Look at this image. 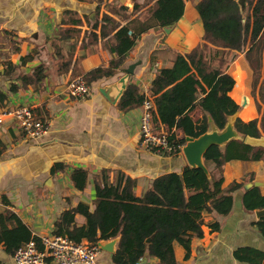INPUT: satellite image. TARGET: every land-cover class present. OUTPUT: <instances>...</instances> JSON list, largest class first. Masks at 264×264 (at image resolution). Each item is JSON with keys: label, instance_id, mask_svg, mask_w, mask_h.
<instances>
[{"label": "crops", "instance_id": "crops-1", "mask_svg": "<svg viewBox=\"0 0 264 264\" xmlns=\"http://www.w3.org/2000/svg\"><path fill=\"white\" fill-rule=\"evenodd\" d=\"M201 1H186L184 15L170 27V33H166L165 27L141 36L116 75L91 82L90 94L76 100L68 96L69 82L77 76L109 68L118 57L108 49L116 32L134 19L143 18L155 1L149 0L148 6L137 11L135 0H0V107H32L36 117L49 125L43 137L33 140L16 121L6 120L0 137V214L14 212L33 236L41 240L54 235V224L65 211L86 204L94 212L95 180H101L103 173L113 185L121 177L133 179L134 193L141 198L155 179L171 173L182 174L190 167L183 152L185 146L176 153L146 148L139 135L142 106L122 111L118 107L120 99L113 104L102 89H108L113 96L121 87L124 69L137 65L127 88L132 85L153 100L152 84L157 70L171 68L176 55H188L200 46L212 52L211 45L205 47V31L196 8ZM105 17L113 22H104ZM229 55H219L214 61H225L215 67H222L235 80L230 97L240 106L238 119L245 123L260 119L241 56L232 58L233 54L229 58ZM41 65L45 67L44 81L10 92L12 85H20L21 77L33 75ZM193 115L202 116L198 110ZM156 128L165 131L162 125ZM58 164L65 169L53 174L52 169ZM206 168L211 177L214 165ZM76 169L88 173L82 191L71 181ZM249 174L253 180L245 185L262 183L264 196V160L227 163L223 189L234 182L242 183ZM243 194V190L233 194V208L228 216L204 215V237L192 240L188 258L185 249L179 243L174 244L178 264H245L234 257L238 249L249 247L264 252V237L254 225L259 221L257 210L244 209ZM75 221L79 226L86 224L82 216H76ZM214 223L220 224L218 232L211 231ZM110 241H116L117 251L120 236L106 242ZM113 255L101 250L98 263L114 264ZM158 262L147 252L140 264ZM0 264H15L3 245ZM46 264L57 263L49 260Z\"/></svg>", "mask_w": 264, "mask_h": 264}, {"label": "trees", "instance_id": "trees-1", "mask_svg": "<svg viewBox=\"0 0 264 264\" xmlns=\"http://www.w3.org/2000/svg\"><path fill=\"white\" fill-rule=\"evenodd\" d=\"M141 1L146 2L140 4ZM148 1L135 0L134 9L138 11L148 6ZM150 1H155V4L143 18H136L119 29L113 37L114 43L108 45L117 59L107 69L88 73L84 77L88 83L103 76L116 75L141 36L178 23L189 0ZM196 8L205 31V47L207 49L211 45L215 49H211L212 56H206L203 46L188 55L178 54L171 68L157 70L152 84L154 125H162L169 134L170 143L175 148L169 153L181 151L187 137L196 139L205 134L209 130V117L219 130H223L228 118L240 110L230 97L235 80L222 67L213 65L214 58L225 53H243L248 62L253 52L261 59L264 49V0H202ZM122 10L127 11L124 7ZM109 21L112 20L104 18V22ZM45 78V67L41 65L33 75L21 77L20 85H12L10 92L36 86ZM2 98L5 100L6 94ZM145 100L137 88L129 85L118 107L122 111L130 110L142 106ZM257 109L260 113L261 106ZM197 110L201 112L200 118L193 115ZM235 129L244 137L262 138L264 115L248 123L237 119ZM263 160V147H252L240 140L231 141L224 148L214 145L204 156L206 166L214 165L211 177L202 169L187 167L182 174L171 173L155 179L141 198L134 193L136 182L133 179L121 177L118 184L113 185L103 173L101 180H95L97 197L94 212L86 204L65 211L55 222L53 233L66 236L76 244L86 241L94 245L120 236L117 251L112 257L114 264H140L147 252L159 260L157 264H178L174 244L179 243L188 258L192 240L204 237V215L228 216L232 212L235 192L243 190L242 204L246 211L264 209L261 189L245 190V183L253 180L251 174L242 183L234 182L223 189V172L227 163ZM64 169V165L58 164L52 173ZM87 179L88 173L83 169H76L71 175V181L79 191L84 190ZM76 216L85 218L86 224L79 226ZM254 225L264 237V218ZM219 230V223L211 225L212 232ZM31 240L41 248V240L33 236L14 212L0 214V245L4 246L7 254L14 256ZM234 257L240 263L264 264V252L254 248H240Z\"/></svg>", "mask_w": 264, "mask_h": 264}, {"label": "built area", "instance_id": "built-area-1", "mask_svg": "<svg viewBox=\"0 0 264 264\" xmlns=\"http://www.w3.org/2000/svg\"><path fill=\"white\" fill-rule=\"evenodd\" d=\"M72 99H85L91 91V85L83 76L73 78L67 89ZM139 135L142 144L158 153L172 152L169 134L159 131L154 125L155 105L151 98H146L142 105ZM7 119L16 121L24 134L33 140L43 137L49 128L46 121L39 120L34 109L29 106L16 108L0 107V137ZM41 248L31 240L21 247L13 257L15 264H46L49 260L57 264H99L100 247L86 241L76 244L66 236H50L41 238Z\"/></svg>", "mask_w": 264, "mask_h": 264}, {"label": "water", "instance_id": "water-1", "mask_svg": "<svg viewBox=\"0 0 264 264\" xmlns=\"http://www.w3.org/2000/svg\"><path fill=\"white\" fill-rule=\"evenodd\" d=\"M171 28H165L166 33H170ZM137 65H131L127 69H124L125 75L120 79L121 87L117 90V92L110 96L108 89H102L103 95L109 99L113 104H116L119 99H121L124 91L127 89L128 79L131 75L134 74V69ZM239 112V111H238ZM238 112L230 116L228 118V123L223 130H219L213 120L209 117V130L203 134L202 136L194 139L191 137L186 138V144L183 149L185 157L188 161V164L192 168L202 169L208 176L210 177L209 171L204 164V156L205 153L214 145L224 148L229 142L234 140L243 141L245 144L250 145L252 147H263L264 148V138H252V137H244L240 135L235 129V122L238 119ZM262 183H248L245 185V190H249L253 187L260 188ZM256 216L260 220L264 218V209L257 210ZM149 242V240H148ZM116 245V241H100L98 246L102 251H106L111 254H115L114 250Z\"/></svg>", "mask_w": 264, "mask_h": 264}, {"label": "rangeland", "instance_id": "rangeland-1", "mask_svg": "<svg viewBox=\"0 0 264 264\" xmlns=\"http://www.w3.org/2000/svg\"><path fill=\"white\" fill-rule=\"evenodd\" d=\"M212 54V52H206V56L208 58L209 56H212ZM233 54L234 56H232ZM256 54V52H253L251 55H249L251 58H249L248 62L246 60V54L243 53H230L228 57L230 58L232 56V58H238L241 56L242 66L247 69L249 75L248 87L250 86V89L253 90V95L256 96L255 100L257 108L259 105L261 106L260 115L262 117L264 115V49L262 51L261 59L260 56L258 54V56H256ZM218 64L223 65L225 64V61H219L218 59L213 61V65Z\"/></svg>", "mask_w": 264, "mask_h": 264}]
</instances>
